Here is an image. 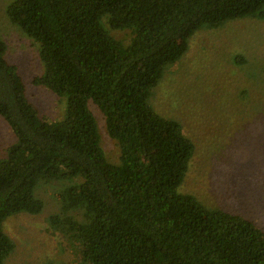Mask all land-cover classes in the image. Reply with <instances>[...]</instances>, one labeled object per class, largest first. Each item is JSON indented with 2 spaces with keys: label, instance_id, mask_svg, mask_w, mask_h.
Here are the masks:
<instances>
[{
  "label": "trees",
  "instance_id": "1",
  "mask_svg": "<svg viewBox=\"0 0 264 264\" xmlns=\"http://www.w3.org/2000/svg\"><path fill=\"white\" fill-rule=\"evenodd\" d=\"M6 15L38 46L33 84L64 99L65 111L51 122L39 116L0 35V118L16 139L0 158V264L15 248L3 223L41 211L35 190L53 181L69 183L66 200L80 219L59 223L85 263L264 264L263 230L175 192L193 144L150 105L193 34L264 18V0H11ZM103 18L129 30L130 42L114 39ZM89 103L118 164L106 159Z\"/></svg>",
  "mask_w": 264,
  "mask_h": 264
},
{
  "label": "rangeland",
  "instance_id": "2",
  "mask_svg": "<svg viewBox=\"0 0 264 264\" xmlns=\"http://www.w3.org/2000/svg\"><path fill=\"white\" fill-rule=\"evenodd\" d=\"M10 1L0 0L6 59L17 67L39 116L60 120L65 100L33 84L42 72L38 46L8 19ZM101 23L123 45L130 42L129 30H112L105 18ZM150 105L178 122L193 144V156L175 192L193 196L208 209L239 215L264 231V18L228 21L193 34L185 52L151 90ZM88 106L106 159L118 164L119 149L106 133L102 113L92 103ZM15 141L0 118V158ZM68 186L40 183L35 195L43 202L41 211L5 220L3 230L15 245L5 264H88L59 223L80 219L79 210L66 200Z\"/></svg>",
  "mask_w": 264,
  "mask_h": 264
}]
</instances>
